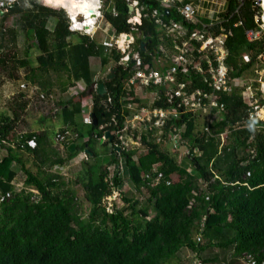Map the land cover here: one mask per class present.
<instances>
[{
    "label": "trees",
    "instance_id": "16d2710c",
    "mask_svg": "<svg viewBox=\"0 0 264 264\" xmlns=\"http://www.w3.org/2000/svg\"><path fill=\"white\" fill-rule=\"evenodd\" d=\"M192 3L196 5L197 0ZM238 5L237 0H227L218 17L227 20L223 26L228 32L229 75L242 79L254 76L256 57L264 48V30L260 28L262 13L252 0H245L236 13ZM113 7L116 16L111 7L105 9L104 24L115 35L130 33L133 26L128 23L127 4L114 0ZM13 15L19 17L17 27L23 31L28 50L24 57L13 58L15 65L8 71L9 45L19 41L17 29L4 27ZM239 21L242 25L234 27ZM68 26L65 10L42 0H17L0 16V69L10 78L16 79L17 70H24L23 84L39 89L47 98L54 86L51 75L61 93L80 81L85 86L82 92L65 95L56 104L60 112L54 116L62 121L61 132L71 133L63 142L65 158L51 147L47 131L17 135V109L24 110L23 105L15 103L13 119L0 116V149H6L0 160V198L9 194L0 201V264H184L179 257L182 249L195 253L201 264H243L244 254L252 255L257 264L264 263V120L250 118L245 87H235L222 97L223 118H212L206 130L196 132L193 115L183 114L162 130L123 131L124 118L134 113L127 107V99L133 97L138 107L148 104L124 85L126 70L119 64L120 52L110 51L95 37L69 31ZM137 28L150 41L149 53L140 52L137 36L135 49L151 64L159 31L145 18ZM245 30L259 31V37L249 41ZM244 55L249 62H244ZM91 59L99 60L102 73L98 81L93 77ZM115 67L116 75L105 81L107 94L100 99L92 86L102 83ZM194 86L201 85L196 81ZM87 97L92 100L90 114L95 124L93 119L86 124L78 118L86 112L82 101ZM259 103L264 105V100ZM149 107L165 109L169 105L159 97ZM39 117L44 122L46 116ZM225 130L232 140L221 148L219 135ZM106 131L113 140L100 144ZM131 135L142 151L132 148ZM173 138L188 150L180 161L168 149ZM11 139H19L14 147L4 144ZM30 139L36 141L35 148L28 147ZM98 146L104 148L103 153L97 151ZM85 150L90 162L84 161L81 178L73 182L81 185L89 204L83 218L69 187L72 182H65L57 169ZM26 163L37 167V173L33 174ZM17 166L36 193L15 191ZM127 184L147 190L142 207L123 190ZM112 191L120 192L127 205L109 212L104 198ZM150 213L153 217L145 218Z\"/></svg>",
    "mask_w": 264,
    "mask_h": 264
},
{
    "label": "built area",
    "instance_id": "2783aa9c",
    "mask_svg": "<svg viewBox=\"0 0 264 264\" xmlns=\"http://www.w3.org/2000/svg\"><path fill=\"white\" fill-rule=\"evenodd\" d=\"M245 0H237L238 10L242 8ZM254 7L260 9L262 15L260 28L264 30L263 21V0H252ZM100 4L94 7L95 16L90 13L82 12L81 18L74 14L70 17L68 29L74 31L78 29L84 34L93 37L91 32L92 26L95 30L102 25V10L111 7L112 15L116 16L114 0H99ZM128 6L135 9V13H130L128 20L133 27L130 33L119 35L122 38L118 40L117 35L111 34L107 39L102 40L101 44L116 52L125 53L119 60V64L126 70L123 77V83L126 87L135 90H143L151 95L152 104L157 98L162 99L169 105L165 109L138 107L133 97L127 99V107L134 110L131 116L125 117L122 130H133L154 132L162 130L171 120L181 119L183 114H192L196 132L199 129L198 117L205 118L203 129L206 130L208 122L215 118L220 121L223 118L224 104L221 102L223 96L232 93L235 87H245L243 93L250 109L257 111L264 105L257 104L258 93L263 92L264 82L262 75L255 79L260 87L252 84H242L241 78H232L229 75V67L226 63L228 49L225 40L228 32L223 24L226 19L219 18L227 7V0H197L196 5L192 0H124ZM14 0H0V10L9 7ZM139 13L141 19L145 18L155 25L159 31L157 48L154 50L155 56L150 63H145L140 56V52L135 49V37H138V28L136 23L131 22L135 14ZM179 17L175 20L174 17ZM91 25L86 27V23ZM255 22H259L256 15ZM80 19V20H79ZM87 21V22H86ZM242 22L234 24V27L241 26ZM246 37L249 41L259 37V31L245 30ZM127 36H129L128 39ZM244 62H249V57L243 56ZM264 65V48L256 57L254 64V73H258L260 66ZM201 85L195 87V82ZM164 89V90H163ZM261 96V95H260ZM84 106H87L85 102ZM259 119V118H258ZM92 119L90 114L84 117V123L90 124ZM71 133L65 131L56 135L58 142L64 141L66 136ZM152 136H156L155 133ZM157 137V136H156ZM178 137V135L176 136ZM131 135L130 140H133ZM220 147H226L231 143L232 137L228 130L219 135ZM118 139L123 141V136L119 135ZM158 139V138H157ZM137 140H139L137 138ZM176 144L177 138H173ZM5 144V143H4ZM174 144V146H176ZM14 147L15 144H10ZM30 148H35L36 141L30 139L27 141ZM250 174L247 173L246 176ZM161 175L159 174L158 177ZM6 194L4 198H8ZM192 202H190V205ZM244 264H257L252 255H243ZM264 264V263H261Z\"/></svg>",
    "mask_w": 264,
    "mask_h": 264
},
{
    "label": "rangeland",
    "instance_id": "374dc122",
    "mask_svg": "<svg viewBox=\"0 0 264 264\" xmlns=\"http://www.w3.org/2000/svg\"><path fill=\"white\" fill-rule=\"evenodd\" d=\"M94 1V0H89ZM43 2L53 8H60V6L54 5L50 3L47 0H43ZM64 2V1H62ZM66 5L69 4V1H65ZM65 9V8H64ZM65 11H67L65 9ZM17 17L16 15L9 16L7 20L4 23V27L6 29L12 28L17 29L19 31V28H17ZM109 27H106L105 24H102L101 27L97 28L95 30V27H91V32H93V37H95L98 42L102 41L104 39H107L112 32L109 31ZM100 36V37H99ZM73 37H76L74 35ZM73 39V38H72ZM76 41V38L74 39ZM17 49V50H15ZM28 50V47L26 45V41L23 37H19V41L17 45H14L11 43L9 45V51L7 52V58L10 60L7 61V67L8 71H11L12 67L15 65L13 63V58H20L24 57V51ZM17 53V57H13V55ZM91 69L94 71V80L98 81L100 78V75L98 72L100 71L99 62L98 59H91ZM264 65L260 66L258 73H254V76L245 78H242V84L248 85L252 84L254 86L255 79L260 77L263 74ZM25 74V71L22 69H18L16 72L17 78L12 79L8 76V72L5 69H0V116H10V118L13 119L12 110L15 108V103L21 104L24 107V110H19V118L16 124L15 128L18 131H35V132H41V131H47V134L50 135L52 138V146L61 154L63 158L66 157L67 150H65L64 141L66 138H71V136H66L64 141L58 142L56 140V135L61 132V128L59 127V123L55 119L56 116H58L60 112V105H56L59 100L64 99L66 96H73V94H76V92H82L85 88L83 82H77L72 87H68L69 91L67 93H61V91L58 88V84L55 85V78L51 75V78L53 80L54 86L53 89L50 91V97L44 95L43 93L39 92V89L28 87L27 85L23 84V76ZM106 74V73H104ZM65 76L63 77V82H65ZM262 80L264 82V74L262 75ZM69 84V82H67ZM69 86V85H68ZM260 87V84H259ZM134 89V88H133ZM263 92H261V96L257 97V104L261 102V100H264V88H262ZM136 96L139 100L142 102H145L146 104L151 103V95L149 93H146L143 90H135ZM23 95V96H22ZM63 97V98H62ZM82 106L87 103L88 107L86 106V114L84 117L87 118V116L90 114V107L92 105V100L90 97L85 98L82 101ZM138 104V103H137ZM263 111L262 114L260 112ZM43 114L44 122H40V117ZM258 118L260 120H264V107H261L257 111ZM48 115H50L48 117ZM199 122V129H203V124L206 121L205 118L199 116L198 117ZM42 128V130H40ZM17 131V132H18ZM20 134V132H18ZM132 148L138 149L139 151H142V146L136 142L133 141ZM174 146L173 142L169 143L168 149L171 153L176 154L177 160L180 161V158L185 156L187 154V150L184 149L180 144H175ZM97 151L103 153L104 148L101 146L97 147ZM6 155V151H3L0 149V160ZM89 162L87 155L85 156L82 152L78 157H76L74 160L70 161L66 166H63L62 168H58V172L60 175H62L65 182H72L69 187L74 191L76 201L78 202L77 208L79 213L82 215L83 218H86L89 212V204L84 199V192L80 184H75L73 182H76L79 178H81V174L84 165L83 163ZM26 167L30 169L33 174L37 173V167L32 166L30 163H26ZM16 170L18 172L19 182L14 185L15 191L20 192L21 190H25L26 192H34L36 193L35 189L25 182V176L20 171L19 166L16 167ZM54 170V168H53ZM56 171V170H54ZM125 191L129 192V197L133 198V201H137L138 205L137 207H142L144 205V200L147 198V190L145 188H141L140 190H136L134 187H132L130 184H127L124 189ZM24 192V191H23ZM122 196L120 195V192L112 191L111 195L104 198V203L106 205V208L109 212H111L114 209H121L122 207L126 206L127 204L124 203V201L121 200ZM190 202H192L191 195L188 196ZM127 215L130 214V210L126 212ZM153 217V214L150 213L147 217V219H151ZM197 240V239H196ZM202 240H200L201 242ZM179 257L181 258L182 262L184 264H201L196 257L195 253H192L188 249H182L179 253ZM244 264V263H243Z\"/></svg>",
    "mask_w": 264,
    "mask_h": 264
},
{
    "label": "water",
    "instance_id": "95a60500",
    "mask_svg": "<svg viewBox=\"0 0 264 264\" xmlns=\"http://www.w3.org/2000/svg\"><path fill=\"white\" fill-rule=\"evenodd\" d=\"M128 11L130 13H132V12L135 13V9L132 6H128ZM89 12H91V10ZM0 14H2L1 11H0ZM262 17H263V21H264V0H263V16ZM131 22L136 23L138 25H141L142 24V19L140 17V14L136 13L135 17L131 20ZM138 39L140 41V43H139L140 51L141 52H146V54H148L149 52L146 49H147V45H148V43H150V41L149 40H145L146 38H145L144 32L142 30H140L138 32ZM116 72H117V68L116 67L111 69L109 74L106 76V78L103 80L102 83L94 84L92 86V89L95 91V93L97 94V96L100 99H102L107 94V91H106V88H105V85H104L105 81L113 79L115 77V75H116ZM249 113H250V118L251 119L256 118L255 111L253 109H250ZM90 117L93 119V124H95L96 121L94 119V115L91 114ZM112 140H113V135L109 131H106L104 133V136L100 139V144H102L104 141H107V142L111 143ZM115 149L118 152L121 151L120 147L116 146ZM85 151L87 152V150H85Z\"/></svg>",
    "mask_w": 264,
    "mask_h": 264
},
{
    "label": "bare ground",
    "instance_id": "6f19581e",
    "mask_svg": "<svg viewBox=\"0 0 264 264\" xmlns=\"http://www.w3.org/2000/svg\"><path fill=\"white\" fill-rule=\"evenodd\" d=\"M47 1L54 3V5L64 7L67 11H69V13L71 15L80 14L81 12L88 11L89 8L94 6V4L89 0H80V1H77V0H47ZM62 1H64V2H62ZM65 1H69V4L66 5ZM89 13H91V12H89ZM87 24H90V23H87ZM121 34H125V33H121ZM121 34H119V35H121ZM119 35H117V37H118V40L121 41L122 38H119ZM128 38H129V36H127L126 39H128ZM122 54L125 55V53H122ZM122 54H121V57H122ZM262 113H263V111L260 112V114H262Z\"/></svg>",
    "mask_w": 264,
    "mask_h": 264
},
{
    "label": "crops",
    "instance_id": "0c3cea01",
    "mask_svg": "<svg viewBox=\"0 0 264 264\" xmlns=\"http://www.w3.org/2000/svg\"><path fill=\"white\" fill-rule=\"evenodd\" d=\"M51 3V2H50ZM52 4H54V3H52ZM61 8H64V7H61ZM66 13V15H67V17L68 18H70V17H73L74 16V14L73 15H71L70 13H69V11H66L65 12ZM17 17V16H16ZM17 19L19 20V17H17ZM18 28V27H17ZM23 37L24 38V35H23V31L21 30V29H19V34H18V37ZM76 37H73V40L75 39ZM25 39V38H24ZM91 62V61H90ZM98 62H99V60H98ZM101 71H99L98 72V74L99 75H101ZM84 106V105H83ZM85 107V106H84ZM85 112H83L82 114H81V116H79L78 118H79V120L81 119L82 120V122L84 123V121H83V119H84V116H85ZM56 120H57V122L59 123V127H63V124H62V121L61 120H59V118H55ZM17 124V123H16ZM15 128H17V127H15ZM40 130H42V128L40 129ZM18 130H16L15 129V132L17 133V135H19V133L18 132H20V135L22 134V133H25L26 131H18ZM69 132V131H68ZM49 136V142L51 143L52 142V138H50L51 136L50 135H48ZM19 139H16L15 141H12V139H11V141H10V143H5V145H10V144H15L17 141H18ZM11 146V145H10ZM51 147L52 148H54L53 146H52V144H51ZM185 149V148H184ZM1 150H3V151H6V149L3 147V149H1ZM56 150V149H55ZM187 150V149H186ZM57 151V150H56ZM58 152V151H57ZM187 152H188V150H187ZM59 153V152H58ZM82 153V152H81ZM81 153H79L78 155H77V157L81 154ZM84 153V155L86 156V151L85 152H83ZM60 154V153H59ZM61 155V154H60ZM76 158V157H75ZM74 158V159H75ZM73 159V160H74ZM72 161V160H71ZM70 162V161H69ZM68 162V163H69ZM90 162V161H89ZM19 182V181H18ZM17 184V183H16Z\"/></svg>",
    "mask_w": 264,
    "mask_h": 264
},
{
    "label": "clouds",
    "instance_id": "9594fccd",
    "mask_svg": "<svg viewBox=\"0 0 264 264\" xmlns=\"http://www.w3.org/2000/svg\"><path fill=\"white\" fill-rule=\"evenodd\" d=\"M43 1V0H42ZM77 1H80V0H77ZM17 2V0H14V3H16ZM93 4H94V6H92L91 8H89V10L88 11H86V12H88L89 13V11L91 10V13L90 14H92L93 16H95V13H94V7L98 4H100V2H99V0H94V1H91ZM13 3V4H14ZM112 7V6H111ZM61 8V7H60ZM110 8V7H109ZM7 9H8V7H5V9H2V10H0L1 12H2V14H0V16H2L6 11H7ZM62 9H64V8H62ZM65 10V9H64ZM105 10V9H104ZM104 10H102V16H103V12H104ZM66 12V11H65ZM85 12V11H84ZM81 14H82V12L80 13V14H77V16H79L80 18H81ZM74 17V16H73ZM104 17V16H103ZM80 20V19H79ZM68 21H70V18H68ZM88 21H90L89 23L91 24V18H89L88 19ZM87 22V21H86ZM88 23V22H87ZM86 23V24H87ZM93 24V23H92ZM91 24V25H92ZM102 24H104V22L102 21ZM88 25V24H87ZM86 25V27H89V26H91V25H88L87 26ZM91 28V27H90ZM70 31V30H69ZM71 32H74V33H79V34H83V35H87V36H89L88 34H84L82 31H79L78 29H76V30H74V31H71ZM113 34V33H112ZM90 38H93V37H91V36H89ZM91 115V114H90ZM92 119V118H91ZM83 121H84V119H83ZM87 124V123H86Z\"/></svg>",
    "mask_w": 264,
    "mask_h": 264
},
{
    "label": "flooded vegetation",
    "instance_id": "af4514ba",
    "mask_svg": "<svg viewBox=\"0 0 264 264\" xmlns=\"http://www.w3.org/2000/svg\"><path fill=\"white\" fill-rule=\"evenodd\" d=\"M116 147V146H115ZM117 147H119V146H117Z\"/></svg>",
    "mask_w": 264,
    "mask_h": 264
}]
</instances>
